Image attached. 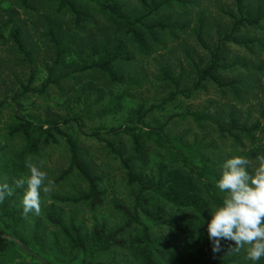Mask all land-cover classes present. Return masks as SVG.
<instances>
[{"label": "trees", "instance_id": "trees-1", "mask_svg": "<svg viewBox=\"0 0 264 264\" xmlns=\"http://www.w3.org/2000/svg\"><path fill=\"white\" fill-rule=\"evenodd\" d=\"M173 2L183 3L184 0H138V8L134 10L126 7L122 0H0L2 16L7 17L6 26H9L4 31L5 26L0 24V50L7 54L0 55V97L12 92L10 101H7V97L0 98V109L10 107L12 102H16L17 106L19 100L29 94L43 92L51 84H58L72 74L86 71L102 73L111 85H122L127 92L141 88L143 82H147V76L126 74L122 68L137 56L150 57L152 44L157 38L155 30L171 31L175 23L169 25L166 22L171 21L170 17L154 19V15ZM234 2L237 15L232 11L225 12L231 19V26L228 32L216 30L219 42L214 48L207 46L197 36L202 49L207 51L208 60L202 67L194 64L190 85L184 84L182 75L172 77L169 69L162 66L159 68L162 81L171 90L159 103H152L149 107L139 103L131 108L120 126L104 132L97 128L87 135L103 144L109 155L118 159L122 179L130 189L129 203L116 200L111 205L117 221L111 223L107 219L94 217L92 226L87 229L73 217L64 219L60 210L64 205L75 204H86L91 211L104 208L106 190L101 186L104 178L92 171L87 151L76 137L84 124L83 119H90L91 116H76L43 125L17 110L7 121L1 137L5 142H21V148L10 150V159L0 167V173L8 175L5 183L15 186L10 198H20L27 188V184L17 187L15 183L29 177L24 176L29 170L26 163L37 166L44 162L49 148L62 147L65 151L67 164H61L55 170L53 185L65 182L72 176L80 184L70 195L50 194L49 203L43 208V219L53 230L51 235L58 236L69 252L81 254L80 264H112L98 260L106 254L115 256L117 264H242L245 257L248 258L241 250H232L234 241L222 240L221 251L213 252L208 238L207 221L214 207L227 195L215 186L220 178L216 171L218 162H212L205 155L208 150L211 154L216 153L217 148L208 145L201 147L196 142L187 143L183 135L170 136L167 128L174 116L160 125L147 121L154 111L165 110L168 103L180 97L190 98L207 81L221 87L228 86L235 97L240 93L238 87L244 93L253 90L254 86L249 89L242 86L241 80L225 83L218 74L220 70L229 68L221 62L223 44L230 42L241 27L255 26L264 20L262 5L256 6L254 16H250L243 12V0ZM21 14L25 16V23L19 19ZM197 23L200 34L204 24L200 15ZM26 24H33L36 31L41 24L43 31L37 41L28 36ZM258 47L264 48L260 44ZM186 56L190 60L191 57ZM34 65L46 73L39 87L34 86V82L38 81V69L33 68ZM235 65L237 63L231 64ZM252 67L259 73L263 71L264 63ZM18 68L28 71L23 79L16 74ZM2 70L15 75L2 77ZM260 87L263 94L264 86ZM126 98L124 93H98L97 101L93 104L99 109L92 116L119 113ZM89 106L85 111L89 110ZM242 111L236 105H230L226 114L216 110L213 118L207 119L221 135L229 134L236 143L239 142L238 133L251 137L257 132L261 143H254L242 151L234 149L232 156L247 157L251 173L257 167V157L264 156V106H256V117L251 124V107ZM195 114L185 113L177 117L191 115L197 121ZM72 122L74 125L68 127ZM124 141H128V147L120 146ZM4 147L0 141V152ZM8 206V201L0 205V214L5 218L2 220H9L12 226L7 235L0 232V254L15 245L33 253L32 243L38 239V222L34 221L27 233L24 228L13 231L22 222L24 214L23 209L11 210ZM164 231L170 232L176 239H168ZM120 254L125 258L120 260ZM33 256L46 264H56L40 254L33 253ZM248 264L253 262L249 259ZM257 264H264V258Z\"/></svg>", "mask_w": 264, "mask_h": 264}, {"label": "rangeland", "instance_id": "rangeland-1", "mask_svg": "<svg viewBox=\"0 0 264 264\" xmlns=\"http://www.w3.org/2000/svg\"><path fill=\"white\" fill-rule=\"evenodd\" d=\"M122 1L129 9L134 10L138 8V0ZM258 5H262L261 13L264 15V0H243V12L246 15L254 16L256 6ZM2 6H0V24H3L5 26L4 31H7L9 26H6L7 17L2 16ZM227 11H232L237 15L234 0H184L183 3L173 2L155 14L154 19H166L170 17L171 21L166 22L169 25L175 23L173 28L171 31L155 30L157 38L156 42L152 44L150 57L141 58L137 56L133 62L122 68V71L126 74L147 76V82H143L141 88L130 89L131 91L127 92L122 85H111L102 73L86 71L72 74L68 78L60 80L58 84H51L43 92L29 94L26 98L19 100L17 106L16 102H12L10 107L1 108L0 141L5 146V149L0 152V167L5 164L7 159H10V150L21 148L20 141L5 142L1 137L7 121L13 116V111L18 110L21 115H24L35 123L43 125L48 122H63L65 119H71L72 117L89 115L91 118L83 119L84 124L76 133V137L81 147L87 151L86 153L89 157L92 171L102 175L104 178L101 183L102 189L106 190L104 208L99 211H91L86 204H75L64 205L60 207V210L64 219L73 217L77 223L82 224L87 229L92 226L94 217L99 220L107 219L111 223L117 221V216L111 209V205L116 200L129 203L130 189L122 179L123 175L119 167L118 159L109 155L103 144L98 143L87 135L97 128H100V131L104 132L110 128L120 126L125 122L131 112V108L139 103H144L146 107H149L152 103H159L162 97H165L171 90L162 81V75L159 72V68L162 66H166L169 69L172 77L182 75L184 84L187 86L190 85V79L194 75L192 71L194 64L202 67L208 60V57H206L207 51L202 49L197 36L207 46L214 48L219 42L216 30L228 32L231 26V19L225 13ZM199 15L204 19L200 34L197 32V17ZM19 17L21 22L25 23V16L21 14ZM26 19L28 23H31L28 17ZM26 27L28 28V36L33 41H37V37L43 31L41 24L37 31L34 30L33 24L29 26L26 24ZM258 44L261 47L264 46V20L255 26L245 25L241 27L230 42L223 44L221 48L223 52L221 62L225 63L229 68L218 72L220 79L225 83L241 80L242 86L248 89L254 86L253 90L244 93L237 86L240 93L239 96L235 97L233 96V91L228 86L221 87L207 81L190 98L183 99L180 97L176 101L168 103L165 110L159 112L154 111L147 120L152 125H160L170 116H174L167 128L170 136L183 135L187 143L196 142L201 147L206 145L216 147V153L211 154L210 150H208L205 155L211 158L212 162H218L216 171L219 177L222 174L225 161L232 158L234 149L242 151L245 148H250L254 143H261L257 132L251 137L238 133L239 142L236 143L229 134L225 133L221 135L217 127L212 125L207 119L213 118L216 110L226 114L230 105H236L239 110L243 111L251 107L253 114L251 113L249 115V122L250 124L253 123L256 117V113L254 112L256 106H264V93L262 94L260 91L262 90L260 85L264 86V69L256 73L252 67L260 62L264 63V48L258 47ZM4 53L3 50H0L1 56L7 55ZM186 54L191 57L190 60H187L188 57ZM232 63H237V65L231 66ZM33 68L38 69V81L34 82V86L39 87L46 73L37 65H34ZM3 71L1 72L2 77L3 75H11V77L15 75L13 73L9 74L10 71L8 70ZM27 73L28 71L26 69L20 71V68H18L16 70V74L20 75L22 79ZM101 92L103 94L111 92L124 93L125 98H127L125 99L123 109L115 115H107L104 117L92 116L99 109L93 103L97 101L98 93ZM11 96L12 92H6L4 97H7V101H10ZM4 97L0 98L3 99ZM87 105H90L89 110L85 111L88 108ZM185 113H196L197 115L195 114V117L198 120L194 121L195 118L191 115L186 118L177 117ZM243 118L245 117L243 116ZM71 125H74V122L68 124V127H71ZM107 137L113 139L110 135H107ZM120 146L128 147V141H124ZM46 153V160L38 163L37 167L46 172L48 178L52 181L59 165L67 164V157L62 147L49 148ZM217 157H219V160H217ZM26 172L27 174H24L25 177L30 175L29 170H26ZM6 180H8V175L0 173V184H5ZM79 184L80 181L72 176L65 182L53 185L51 193H41L40 213L38 215L34 213L24 214L22 222L14 228L15 230L13 229V231H17L24 228L25 233H27L32 229L34 221L38 222V239L32 243L33 253L40 254L44 259H48L52 263L80 264L81 254L69 252L66 244L58 236L56 238L51 235V231L53 230L43 219V208L48 205V197L50 194L65 193L70 195ZM10 187L13 190L15 188V186ZM23 195L17 199L6 196L0 202V205L8 201V207L11 210L23 209ZM2 219L5 218H2L0 214V232L6 233L4 235H7L12 226L9 220L6 219L3 221ZM163 233L170 240L176 239L168 231H164ZM14 241L18 243L16 239ZM246 248H241V252L244 255L247 254ZM8 249L5 253L0 254V264H46L43 260L34 257L32 252L29 253L26 249H21L16 245ZM124 258L123 254L119 255L120 260ZM115 259V256L109 254L101 255L98 258V260L105 261L106 263L117 264ZM248 261L249 259L245 257V261L242 264H248Z\"/></svg>", "mask_w": 264, "mask_h": 264}, {"label": "clouds", "instance_id": "clouds-1", "mask_svg": "<svg viewBox=\"0 0 264 264\" xmlns=\"http://www.w3.org/2000/svg\"><path fill=\"white\" fill-rule=\"evenodd\" d=\"M257 167L249 171V159L235 156L225 161L216 188L226 193L222 202L212 210L207 221V234L212 251H221V241H234V252L247 246V256L253 264L264 258V156L257 157ZM29 177L17 180V187L27 184L22 198L23 214L40 213L41 193H51L53 181L34 164L25 165ZM8 184H0V202L13 195Z\"/></svg>", "mask_w": 264, "mask_h": 264}]
</instances>
